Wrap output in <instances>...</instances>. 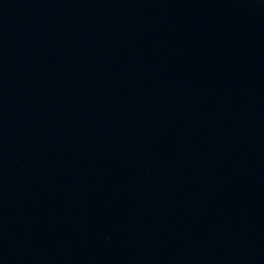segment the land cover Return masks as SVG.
<instances>
[{
    "label": "water",
    "instance_id": "obj_1",
    "mask_svg": "<svg viewBox=\"0 0 264 264\" xmlns=\"http://www.w3.org/2000/svg\"><path fill=\"white\" fill-rule=\"evenodd\" d=\"M0 264H264V0H0Z\"/></svg>",
    "mask_w": 264,
    "mask_h": 264
}]
</instances>
